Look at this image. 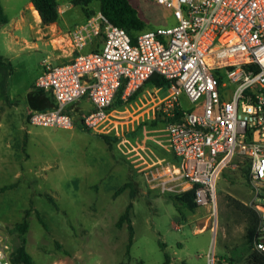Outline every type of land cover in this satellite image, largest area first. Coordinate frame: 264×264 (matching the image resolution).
Here are the masks:
<instances>
[{
    "label": "rangeland",
    "instance_id": "1",
    "mask_svg": "<svg viewBox=\"0 0 264 264\" xmlns=\"http://www.w3.org/2000/svg\"><path fill=\"white\" fill-rule=\"evenodd\" d=\"M132 1L148 28L177 24L173 8L155 0ZM70 2H59L58 24L64 29L87 19L84 7ZM30 3L1 0L9 22L0 25V54L13 64L7 83L13 104L0 113V231L16 246L21 241L17 224L27 219L26 247L36 264H162L167 254L169 264H209V258L211 264L218 260L246 264V217L239 203L249 205L254 195L248 172L242 169L246 163L227 167L217 181L214 232L211 204L181 213L170 193L151 188L137 169V163L152 162L160 152L170 151L163 146L166 124L150 128L147 123L136 139L127 134L165 107L173 111L168 87L157 90L145 84L121 107L119 131H125L130 141L119 143V136L113 149L97 131L79 122L73 128H58L28 121L24 97L44 62L54 61L51 45L38 37L44 24ZM88 8L98 11L100 2L95 0ZM1 90L0 83V111L7 102ZM178 101L186 109L192 106L183 93ZM79 105L90 103L85 99ZM130 173L136 181L135 196L130 187L116 193ZM131 201L134 241L128 253L130 229L127 222L120 226L118 220ZM202 224L207 228L197 231ZM230 256L236 260L228 261Z\"/></svg>",
    "mask_w": 264,
    "mask_h": 264
},
{
    "label": "built area",
    "instance_id": "2",
    "mask_svg": "<svg viewBox=\"0 0 264 264\" xmlns=\"http://www.w3.org/2000/svg\"><path fill=\"white\" fill-rule=\"evenodd\" d=\"M155 1L173 8L177 24L148 28L133 37L97 11L62 32L61 47L70 48L71 59L46 60L35 82L53 94L56 105L32 109L28 121L73 128L80 120L97 132L115 131L125 144L130 140L119 131L124 110L110 106L120 90L127 101L152 74L165 76L170 103L180 105L183 93L192 106L164 128L163 146L175 160L156 156L137 163V169L151 188L164 193L195 187L197 204L214 209V232L217 181L227 167L246 163L254 194L249 205L259 215L254 244L264 251V0ZM100 35L102 48L84 52ZM84 98L91 108L79 105ZM205 228L202 224L197 231ZM13 250L10 237L0 231V264H23L13 259Z\"/></svg>",
    "mask_w": 264,
    "mask_h": 264
},
{
    "label": "trees",
    "instance_id": "3",
    "mask_svg": "<svg viewBox=\"0 0 264 264\" xmlns=\"http://www.w3.org/2000/svg\"><path fill=\"white\" fill-rule=\"evenodd\" d=\"M74 4L82 5L87 13V18L90 17L92 14L96 13L97 11H90L88 6L90 3H92L95 0H71ZM100 2V9L98 11H102L106 17L111 20L112 22L124 27L133 37H135L139 32L148 29V24L145 21V19L141 16L140 10L138 6L132 1V0H97ZM31 2L34 4L35 8L39 11V14L41 16V21L44 25H50L52 23L58 22V19L60 17V10H59V2L60 0H31ZM9 22L8 15L4 12V8L1 4L0 0V25L5 24ZM104 43V37L103 35L97 36L95 40L88 45L85 50L91 51V50H100ZM10 68V70H9ZM4 71L2 75H0V83H1V93L2 96L9 100V95L7 92V83H8V77L13 70V64L11 61L7 60L6 57H4L2 54H0V70ZM145 84H150L154 87H160L166 88L169 87L170 81L165 76L154 73L152 74L140 87V89L130 97L129 100L125 101L121 98V92L118 93L116 96L114 102L110 106V108H121L125 106L128 102L133 100L138 94L142 87ZM34 89L32 92H35L37 94H44L47 97L46 101H43L41 104H34V108H40V109H46L50 108L56 105L55 99L53 97V94H49L46 89L33 86ZM32 110V109H31ZM187 109L184 108L182 105H177L174 107L173 115H169L166 112L159 111L158 114L148 120L145 121L144 124L139 125L138 127L130 130L127 132L128 136L136 139V137H141L142 133V126L148 125L150 128L158 127L162 124H167L169 120H181L182 117L185 114V111ZM29 114V113H28ZM80 125L85 127V125L80 122V120H77ZM87 128V127H85ZM88 129V128H87ZM106 141L108 147L110 149L114 148V144L119 139V136L116 134L111 133H102L98 132ZM161 156H167L170 160H175V156L171 151L160 152ZM240 165L242 163L240 162ZM242 169L246 172H248V165L246 164L245 167H242ZM129 179L126 180L116 191V193L122 192L126 188H131V194L132 196H135L136 192V181L134 179V174H129ZM172 198L175 201V205L179 212L183 213L185 210H191L195 211L197 207L199 206L195 199V187L190 188L186 191L179 192V193H170ZM50 199L53 201L55 200L52 195H48ZM134 206V202L131 201L127 207L125 212L120 216L118 220V224L120 226L123 225V223H128L129 229H130V237H129V246H128V253L130 251V246L134 241V227L132 223V208ZM239 208L241 211H243L245 217H246V227H245V244L249 249L248 255L246 257L247 262L246 264H264V251L256 248L254 244V237L255 233L258 227L259 222V215L258 212L250 205H246L244 203H239ZM39 218L42 222H44L43 217L39 213ZM17 227L21 233V241L19 244L14 246L13 250V259L18 262H22L23 264H36L35 260L32 256V254L28 251L26 247L27 238L24 235L29 227V222L27 219L17 224ZM162 246L164 247L165 244L162 243ZM236 260V257L230 256L228 258V261H234ZM221 260H218L217 264H222ZM170 263V257L166 256L165 261L162 264H169ZM120 264H130L129 261H126L125 263Z\"/></svg>",
    "mask_w": 264,
    "mask_h": 264
},
{
    "label": "crops",
    "instance_id": "4",
    "mask_svg": "<svg viewBox=\"0 0 264 264\" xmlns=\"http://www.w3.org/2000/svg\"><path fill=\"white\" fill-rule=\"evenodd\" d=\"M70 3H73V2L71 1ZM30 4H33V3L31 2ZM59 10H60V14H61V10L62 9L59 8ZM36 17H37V15H36ZM37 18H38L39 22H42L41 21L40 14H39V16ZM70 28L71 27H69L67 29H64L63 27H61L58 24V22L52 23L50 25H41L40 24V26H39V29L37 31L38 32V37L40 39H42V40H45V43L46 44H50L51 45V48H52L51 57L55 61V63L65 62V61H68V60L71 59V55H70L71 54V50H70V48L61 47V44H63L62 43V40H64L63 39L62 32L67 31ZM50 31H53V32L50 33ZM66 43H67V40H66ZM43 71H44V69L39 74V76L43 73ZM36 80H35V82H36ZM35 82H34V85H35ZM34 85H32L29 88L26 96L24 97V102H25V104L27 106V109H26V118H28V113L31 111V109H33L32 107H34V104L35 105L41 104V103H43V101H46L47 100V97L44 94H40L39 95V94H37L35 92H32L33 89H34V87H33ZM48 93L49 94H52L50 91H48ZM9 99H10V97H9ZM85 99L86 98H84L83 100H85ZM86 100H88V99H86ZM19 102H20V99L15 100V103L16 104H19ZM12 104H13V102H10L9 100H7V102L6 103H3V105L1 106L2 109H1L0 113L1 112H4L7 109V107L10 106V105H12ZM83 107H85V108H91L92 105L90 103V105H84Z\"/></svg>",
    "mask_w": 264,
    "mask_h": 264
},
{
    "label": "bare ground",
    "instance_id": "5",
    "mask_svg": "<svg viewBox=\"0 0 264 264\" xmlns=\"http://www.w3.org/2000/svg\"><path fill=\"white\" fill-rule=\"evenodd\" d=\"M35 13L37 14V16H39V11L37 9L35 10Z\"/></svg>",
    "mask_w": 264,
    "mask_h": 264
}]
</instances>
